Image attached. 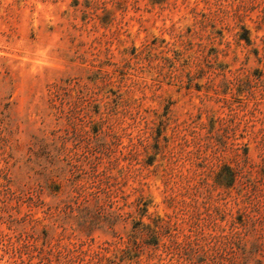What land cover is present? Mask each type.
<instances>
[{
	"label": "rangeland",
	"instance_id": "374dc122",
	"mask_svg": "<svg viewBox=\"0 0 264 264\" xmlns=\"http://www.w3.org/2000/svg\"><path fill=\"white\" fill-rule=\"evenodd\" d=\"M0 264H264V0H0Z\"/></svg>",
	"mask_w": 264,
	"mask_h": 264
}]
</instances>
